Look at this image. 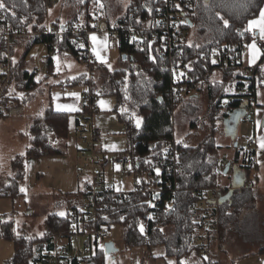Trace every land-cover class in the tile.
Wrapping results in <instances>:
<instances>
[{"label":"trees","instance_id":"trees-1","mask_svg":"<svg viewBox=\"0 0 264 264\" xmlns=\"http://www.w3.org/2000/svg\"><path fill=\"white\" fill-rule=\"evenodd\" d=\"M4 2L6 9L0 10V16L4 15L5 19L0 20V31H3L7 24H13L16 29H25L31 33L39 32L45 28L49 11L58 0H4ZM66 2L79 3L80 8L85 12V21H90L94 14L92 4L95 3L93 0H83V2L81 0H66ZM100 2L106 9L110 23L117 25L129 22L130 12L133 8H137L140 13L144 14L146 8L156 9L157 7L156 0H131L126 10L122 9L114 0H100ZM192 2L190 11L193 13V21L189 24L188 29L189 31L195 29L197 40L191 42L188 38L182 49L186 58L194 62L196 69L194 74L198 91L195 96L173 106L168 100L170 77L167 63L155 50L151 52V55L158 59L156 63H153L149 58L150 53L146 44L132 45L127 42H121L119 45L122 58L127 56L125 60L128 63L127 68L112 71L106 64L95 62L88 67L90 73L60 85L64 88H74L85 84L90 88L88 92L92 100L101 96L115 97L117 101L115 113L125 126L127 145L124 153H128L131 158V167L128 173L129 175H144L150 172L156 179L159 176L156 175L154 169L159 167L161 170L165 156L163 152L165 144L175 140L174 124L177 118L175 112L181 108L183 114L196 115L199 109L198 99L205 90L208 92L209 120L213 130L198 146L185 147L182 143H177L178 149L181 151L183 166V172L177 180L178 191L174 190L175 187L169 188L165 183H160L163 189L162 202L156 210L147 206V202L151 201L148 194L132 191L122 200H106L105 203L110 206L101 211L100 223L102 225L110 229L114 225H120L123 228L126 251L140 247L148 249L143 264H150L151 261L158 260L151 253V249L158 246L164 247L166 256L175 258L178 264L181 262L215 264V258L204 254V246L191 245L193 231L201 218V212L197 208L200 199L196 196V191L215 188L219 178L222 177L219 176V162L224 158L221 156V147L215 138V122L228 117V112L240 108L243 96L255 99L257 88H264V83H262L264 81V70H262L264 69V55L256 66L251 67L249 76L239 70L207 68L199 62L200 56L209 50L223 51L226 46H234L239 42L249 44L253 34L246 31L248 22L259 16V10L264 8V0H192ZM217 13L229 21L228 28H224ZM79 22L80 19L75 17L68 24ZM53 25L60 26L57 22ZM131 25L135 26L137 23L133 21ZM74 39L73 35L62 38L44 36L42 39L32 38L26 41L20 40L18 43H24L26 54L35 44L47 45L49 56L46 59V73L52 74L54 64L51 53L54 48L61 54H70L78 60L76 52L68 53V48ZM5 50L6 43L2 41L0 43L1 57ZM24 59L25 55L14 64L12 86L8 88L0 102V118H8L12 110L27 103L40 83L37 81L36 71L29 70ZM98 70L104 74V83L101 87L95 88L92 75ZM215 71H220L223 78L221 81L211 82L212 74ZM241 88L245 89L243 96L238 93ZM225 89L228 90L225 91ZM21 92L24 93V96L19 98L18 93ZM230 96L236 99L230 102L225 108L226 112L218 117L217 114L223 111L222 100ZM121 108H126L128 111L121 112ZM97 111L94 108L83 114L88 115L87 120H90V115ZM132 113L143 119L140 129H136ZM80 115H75L77 126L84 121ZM71 116L72 114L67 112L55 111L50 105L44 114L33 119L30 127L32 145L25 156H18L13 160L15 177L8 187L0 190V198L16 199L19 197V183L26 175V159L39 160L44 157L65 154L63 148L65 149L70 140ZM191 127L197 128L198 122L192 121ZM234 149L235 157L230 164L232 167H235L236 164L240 166L244 172L246 183L244 187L235 190L230 199L220 204L221 224L218 247L221 252L228 237L239 228L240 223L244 219H246L245 222L252 220L256 213L257 202L262 199L256 187L258 177L254 175L258 169L255 150L243 152V148ZM146 160H150L151 164L145 163ZM155 182L157 184V180ZM251 182L255 187L247 186ZM230 190L222 188L224 197L229 194ZM78 208L77 203L69 202L66 216L61 217L56 213L48 214L42 236L16 235L14 222L0 215V238L11 241L15 249L14 257L8 264H29L31 260L37 261L36 257L39 255L40 259L45 251L52 250L57 237L68 236L71 226V211ZM141 224L144 228L143 232L140 231ZM248 235L252 236L253 234L248 233ZM259 254L264 255V244L260 245ZM107 256L104 246L102 248L97 246L94 254L75 259L70 264H107Z\"/></svg>","mask_w":264,"mask_h":264},{"label":"built area","instance_id":"built-area-1","mask_svg":"<svg viewBox=\"0 0 264 264\" xmlns=\"http://www.w3.org/2000/svg\"><path fill=\"white\" fill-rule=\"evenodd\" d=\"M156 9H145V13H140L137 8L130 12L129 22L126 24H112L109 21L106 9L98 6L97 11L92 15L89 22L83 21L74 24H68L65 27H56L47 23L45 28L39 32H28L25 29H16L13 24H7L3 31H0V43H6L4 55L0 56V102L6 94L8 88L13 83L14 64L12 61L13 46L20 40L42 39L44 36L65 37L73 35L75 37L72 45L68 48V53L76 52L78 60L90 67L95 62L100 63L98 58L92 52L91 40L88 37L95 33L97 36H108V41L115 42L118 46L121 42L134 44H152V51L161 56L168 65L170 77V96L168 100L175 106L183 100H188L195 96L198 91L194 71V62L186 58L182 47L190 38L189 24L193 21L192 0H156ZM176 5H180L179 8ZM4 15L0 20H4ZM137 25H131L132 22ZM95 25L93 28L92 26ZM132 36L137 37V41L132 40ZM256 42L261 50L264 51V41L258 37ZM140 41H144L141 43ZM252 42V41H251ZM84 43L85 47L80 48L79 44ZM247 43H237L234 46H226L223 51L209 50L203 53L199 62L207 68L214 67L218 70H239L244 71L247 76L251 75V67L243 63V54L247 50ZM215 60L216 63H212ZM185 65H190L185 67ZM177 73L183 72L184 75L176 79L173 70ZM243 96L245 89L238 91ZM236 98L233 96L226 97L221 102V108H227L230 102ZM243 109L246 115H250L255 106V99L250 96L242 97ZM92 97L86 94L83 98L82 109L86 110L91 107ZM227 101V103H225ZM238 108V109H240ZM88 115L83 114L84 121L77 126V137L80 144V167L78 176L82 181L79 194L81 206L74 209L70 214V231L68 236L57 237L54 248L45 251L37 261L31 260L29 264H70L75 259H81L91 256L99 245V242L107 243L110 241V228L102 225L101 211L110 206L105 203L106 200H122L130 192H121L117 189L114 178H111L109 168H116L119 164V175H129V166L131 158L128 153H105L100 150V145L104 138L103 131L92 125L91 120H87ZM245 122L249 120L244 119ZM256 138L250 137L243 146V152H250L256 147ZM164 153V161L161 166V174L156 179L153 174L147 172L148 179L135 187L133 191L143 192L150 196L151 202L158 209L162 199L163 189L160 183H165L169 188L175 187L178 191L177 180L183 172L181 151L178 149L175 140L167 142ZM219 176L223 175V170L227 167L226 160H220ZM165 174L166 176H164ZM115 175V173H114ZM116 178V175H115ZM157 180V184L156 181ZM247 186L255 187L251 182ZM257 187V186H256ZM158 194V196L156 195ZM156 196V199L153 197ZM196 196L200 199L198 210L201 212V218L193 231L192 246H204V254L216 259L215 264H222L219 250V228L221 224L220 200L224 197L222 187L218 184L213 189H203L196 191ZM22 209V206H18ZM216 234L215 236H211ZM86 241L82 244L81 240ZM211 243V245H210ZM215 243V244H214Z\"/></svg>","mask_w":264,"mask_h":264},{"label":"rangeland","instance_id":"rangeland-1","mask_svg":"<svg viewBox=\"0 0 264 264\" xmlns=\"http://www.w3.org/2000/svg\"><path fill=\"white\" fill-rule=\"evenodd\" d=\"M85 1V0H84ZM119 4V6L126 10L129 6L131 0H114ZM93 12L97 11L98 5L92 4ZM264 9V8H263ZM120 10V9H119ZM82 11V12H81ZM85 12L80 8L77 2H66V0H58L54 7L49 11V20L51 23L57 22L61 27H65L68 23L78 17L81 22L85 21ZM80 22V23H81ZM100 39L103 37L99 36ZM197 40L196 31L193 29L190 34V41L194 42ZM92 44V42H91ZM101 56L105 57L107 60V66L110 70L127 68L128 63L122 58L119 52V46L115 42L108 41L107 47L102 48ZM25 55V63L28 68L36 71L37 81L40 82L34 95L24 103L21 107H16L12 110L8 118H0V176L5 175L8 179L13 178L15 171L12 166V160L10 155L16 152L13 158L17 154H27L29 148L31 147V137H30V118L36 113L44 114L45 111L50 106V90L54 91L62 86L61 83L68 81V79H73L79 77L83 74H88L89 68L87 64H84L74 58L70 54H61L58 50L54 48L51 53L54 64V71L52 74H47L45 72L46 59L49 56V50L47 45L43 43L35 44L31 46L26 54V46L23 42L17 43L13 46L12 50V61L13 63L18 62L21 57ZM59 57L60 61V71L57 72V61L56 58ZM249 52L248 49L243 54V63L245 66L251 67L249 63ZM71 65V67H68ZM93 78L95 81L94 87H101L104 83V74L100 70L93 73ZM216 80H222V73L220 71H215L212 74L211 82ZM59 84V86H57ZM52 86V87H51ZM80 88L87 90L88 86L85 84L80 85ZM69 89V88H67ZM207 90H205L201 97L198 99L199 109L196 115L183 114L181 108H179L175 115L174 124V136L176 141L186 145L185 147L198 146L213 130V126L210 123V102L207 95ZM24 93H18V97L22 98ZM257 98L259 104H264V88H257ZM222 113H218L217 116L224 114L226 110L222 108ZM198 122L197 128H192V121ZM224 119H219L215 122L216 135L215 138L217 143L224 146L226 142L231 143L230 137L226 136ZM264 130V129H262ZM124 140L123 147H125V136L118 134ZM117 135V136H118ZM254 135V126L252 122H243L239 127V137L237 138V143H239L238 148L245 144L246 140ZM111 133L108 134L107 138H110ZM106 138V137H105ZM104 138V139H105ZM112 138V137H111ZM110 138V139H111ZM257 141V139H256ZM236 148V149H238ZM224 152L229 159L232 160L235 157V149L226 147ZM232 176V170L228 174ZM258 177L256 181V186L258 188L259 196L262 199L257 202V215L261 217L260 220L252 219L249 222L242 221L239 228L230 236H234L233 239L239 241L246 250V253H252L255 249H258V245L264 244V161L259 162L257 171L254 173ZM115 182L117 189L121 192L133 191L136 186L140 185L142 181L148 179L146 175H123L120 176L116 173ZM223 179H228V176H223ZM219 178V181L223 179ZM11 179V183H12ZM29 172L26 173L24 179L19 183V197L12 199L10 197L0 198V215L5 216L8 220L14 222V230L17 235H28V236H42L40 233L44 234V224L48 214L58 213L64 211L67 214L68 203L71 200H77V196H60L57 191H52L47 189L44 185L43 180L40 181L36 178V183L31 181ZM230 180L221 182V185L229 186ZM24 189L22 192L21 189ZM69 197V198H68ZM21 205L22 209L18 206ZM18 222V223H17ZM257 222H260L259 224ZM110 241L113 242L119 249V253L116 254V260L111 261V256L106 257L107 264H120V260L123 256H126V262L132 263V251L138 249V253L144 252V247L135 248L130 251H126L123 241V228L120 225H114L109 230ZM248 233L253 234L248 235ZM229 236V237H230ZM228 237V238H229ZM240 238V240H239ZM86 240L82 239L83 244ZM99 248L105 246L104 242H99ZM93 254L95 253V246H93ZM15 249L14 244L11 241L0 238V264H8L14 257ZM221 254V253H220ZM136 262V261H135Z\"/></svg>","mask_w":264,"mask_h":264},{"label":"crops","instance_id":"crops-1","mask_svg":"<svg viewBox=\"0 0 264 264\" xmlns=\"http://www.w3.org/2000/svg\"><path fill=\"white\" fill-rule=\"evenodd\" d=\"M47 23L52 25V24H55L56 22L51 23V21L48 18ZM252 34L254 35V33H252ZM255 37L259 38L258 32L255 33ZM248 52H249V50H248ZM262 52H264V51H262ZM262 56H261V58H262ZM261 58H260V60H261ZM103 59L105 61L103 64L107 65V60L105 59V57H103ZM260 60L257 61L256 65L260 62ZM98 61L100 63H102L100 59H98ZM256 65H251V67H254ZM29 70L33 71L30 68H29ZM45 72H46V67H45ZM77 78L78 77H76L75 79H77ZM90 78H92V77L90 76ZM222 78H223V74H222ZM69 80H74V79H68V81ZM217 81H219V80H216L215 82H217ZM66 82L67 81H65V83ZM62 83H64V82H62ZM57 86H58V84H57ZM67 88H69V89H67ZM89 90H90V88H88L87 90H84V89L80 88V86L74 87V88L60 87L54 91L50 90L49 101H50V105L53 106L55 111L67 112V113L72 114L71 119H70V140H69L68 144L66 145L65 149L63 148V150L65 152V154L63 156L44 157V158L39 159V160L34 159V158L26 159V173L29 172V176L31 177L32 182L34 179V184L36 183L37 180L40 181L42 179L44 182V185L47 189H50L52 191H57V193L60 196H63V197H64V195L65 196H77V200H75V201L71 200L70 202L77 203L78 206H81L82 196L79 194V192H80L82 181L78 176V171H79L81 161H80V151H79L80 150V144H79L77 132H76V130H77V119H76L75 115L81 114L80 117H82L83 113L88 112L94 108H95V110H98L96 113H92L90 115L91 116L90 120H91L92 125L100 128L103 131L104 138L106 137L105 139L103 138L102 143L100 145V150L102 152H105V153H121V152H124V150L126 149V145H127V139L125 136V126L120 122L117 114L115 113V108L117 105L116 98L112 97V96H101L98 99L92 100L91 107L89 109L83 110L81 106H82L83 98L85 96L84 94L85 93L89 94V92H88ZM71 93L78 94L79 98H77L74 95H70ZM257 97L258 96L256 94L255 106L253 107V111L250 114L251 120H249V122H252V124L254 126V135L250 136V137H255L257 139L256 147L254 148V150L256 152V162H257V165L259 166V162L264 161V149H261L259 147V138L264 136V130H262V129H264V126H263L264 104H259ZM100 100L107 101L108 106L106 108H101L100 104H99ZM57 105L71 106V107L75 108L76 110L58 111ZM228 113H230V112H228ZM258 113H259V115H258ZM40 114L41 113H36L35 115H33L30 118V121H29L30 127H31V124L33 122V119L36 118L37 116H40ZM257 120L261 121L260 125H257ZM243 122H245V121L242 120L240 125ZM240 125H239V127H240ZM239 127H238V132H237V138L239 137ZM110 133H111L110 138L112 137L111 139L107 138L108 134H110ZM119 133L125 136V147H123L124 140L121 138V136L118 135ZM237 138H236V140H232V141L230 140V142H231L230 144H229V142H226V144L224 146H222L220 143L218 144L221 147V150H220V153L222 154L221 156H223L224 160H226L228 162V164H230L231 160L229 159V156H227L226 153L224 152V149L226 147L232 148V149L236 148L235 144L237 143L236 142ZM238 146H239V143H238ZM243 146H244V144L241 145V148H243ZM241 148H238V149H241ZM15 153L16 152H14V153H12V155H10V159L12 160V162L16 157L26 155V154L25 155L17 154V155H15L16 157L13 158L12 156H14ZM235 167L239 168L243 172V170L240 168V166L238 164H236ZM235 167L231 166V170H233V168H235ZM119 171L120 170H117L116 168H114V169L109 168V170H108L111 178H114V179H115L116 173ZM114 173H115V175H114ZM223 176L224 177L228 176V179L230 180L229 186L221 185V182L225 183L226 181H229L227 179H223L222 178ZM14 177H15V175H14ZM222 177L221 178L223 179V181L220 180L218 182V184L222 188L232 189L233 188V179H234L233 171H232V176L225 175L223 173ZM13 178L8 179L7 177H5V175L0 176V190H3L4 188L8 187L11 184V179H13ZM36 178H37V180H36ZM68 206H69V203H68ZM257 211L258 210L256 209V213H254L252 219H256L258 221L261 219V217H259L257 215ZM257 223L259 224L260 222H257ZM233 237L234 236H230L228 238V240L224 244V248H223L222 252L220 251L222 264H264V255L259 254L260 245H258V249H255L252 253H246V250L244 249L245 245L243 246L241 243H239L237 238H236V240H234ZM239 240H240V238H239ZM109 242H111V241H109ZM104 248H105V246H104ZM143 249H144L143 254L142 253L137 254L138 249H135L134 251L130 252L131 253L130 255H132V257L130 258V259H132L131 260L132 263L126 262V258H125L126 256H123V258L120 260V264H143L144 258L148 252L147 248L144 247ZM151 253H152V256L158 260L151 261L150 264H169V261H173L174 264H178V262L175 258L166 256V250L162 246L153 247L151 249ZM112 262H114V261H112Z\"/></svg>","mask_w":264,"mask_h":264},{"label":"snow or ice","instance_id":"snow-or-ice-1","mask_svg":"<svg viewBox=\"0 0 264 264\" xmlns=\"http://www.w3.org/2000/svg\"><path fill=\"white\" fill-rule=\"evenodd\" d=\"M81 2H83V0H81ZM93 2L95 4H97L100 8H103V6H104L100 2V0H93ZM176 7L179 8L180 5H176ZM4 9H6V4H5L4 0H0V10H4ZM217 16L223 22L224 28H228L229 27V21L224 19L222 16H219V13H217ZM92 27L94 28L95 25H93ZM246 31L250 32V33H254L253 38H252V42L250 44H247L246 48L249 50V57H250L249 63L251 65H256L257 61L260 60L262 55H264V52H262L261 47L258 46V44L256 42V38H255V33L258 32L259 39L261 41H264V9H260L259 10V17L258 18L252 19V20H250L248 22ZM88 39H90L91 42H92V52H93V54L98 59H100L102 63H104L105 61H104V59H103V57L101 56L100 53H101L102 48H106L107 47L108 36L105 35L103 37V39H100L95 33H93V34H91L88 37ZM132 40L133 41H137V37L136 36H132ZM140 42L144 43V41H140ZM79 47L80 48H84L85 44L84 43H80ZM147 50L150 53V57L149 58L153 61V63H156L158 58L156 56H154V55H151V51H152V44L151 43H147ZM65 55H67V54L65 53ZM56 61H57V72H59L60 71L59 57L56 58ZM212 63H216V61L213 60ZM68 67H71V65H68ZM185 67H189L190 68V65H185ZM262 70H264V69H262ZM173 75L176 77L177 80H179V78L182 77L184 75V73L183 72L177 73L176 70L174 69L173 70ZM73 79H75V78L73 77ZM262 83H264V81H262ZM227 90L228 89H225V91H227ZM70 95H74L77 98H79L78 94L71 93ZM126 99H127V97H126ZM225 103H227V101H225ZM262 103H264V101H262ZM99 104H100L101 108H106L108 106V102L104 101V100H100ZM57 110L58 111H61V110L72 111V110H76V109L71 107V106L57 105ZM127 111L128 110L126 108H121V112H127ZM258 115H259V113H258ZM132 118L135 121L136 129H140L141 126H142V123H143V119L141 117H139V116H136L135 113H132ZM260 124H261V121L257 120V125H260ZM178 143H179V141H178ZM259 147L261 149H264V136L259 138ZM163 152L167 153L168 149L164 148ZM145 163L151 164V161L150 160H146ZM115 167H116L117 170H119L120 165L116 164ZM129 167H131V166H129ZM154 171H155L156 175L159 176V174L161 172L160 168L157 167V168L154 169ZM21 191L23 192L24 189L22 188ZM156 195L158 196V194H156ZM153 199H156V196H154ZM147 204H148L149 207H155V205L151 201H148ZM56 215L64 217V216H66V213L64 211H60V212L56 213ZM121 219H123V217H121ZM149 219H152V217H149ZM140 231L141 232L144 231V228H143L142 224L140 225ZM17 235H19V233H17ZM40 235H43V233H40ZM169 264H174V262L173 261H169ZM181 264H186V262H181Z\"/></svg>","mask_w":264,"mask_h":264},{"label":"water","instance_id":"water-1","mask_svg":"<svg viewBox=\"0 0 264 264\" xmlns=\"http://www.w3.org/2000/svg\"><path fill=\"white\" fill-rule=\"evenodd\" d=\"M124 60L127 59V56L123 57ZM247 118L248 120H251L250 115H246L245 111L243 109H236L233 112H230L228 117L225 118L224 120V126H225V132L226 136L230 137L232 140H236L237 138V132H238V127L242 120ZM264 126V122H263ZM235 147H238V143L235 144ZM231 171V164H228L224 174L228 175ZM233 174H234V179H233V188L230 190L229 194L225 197H223L220 200V204L225 202L226 200L230 199V197L233 195L234 191L242 188L245 186L246 180H245V175L244 172H242L239 168H233ZM105 252L106 255L111 256L112 261L116 260V254L119 253V249L116 247V245L113 242H108L105 244Z\"/></svg>","mask_w":264,"mask_h":264}]
</instances>
